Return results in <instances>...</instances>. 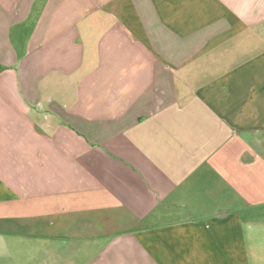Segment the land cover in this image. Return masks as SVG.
Returning a JSON list of instances; mask_svg holds the SVG:
<instances>
[{
    "label": "crops",
    "instance_id": "crops-1",
    "mask_svg": "<svg viewBox=\"0 0 264 264\" xmlns=\"http://www.w3.org/2000/svg\"><path fill=\"white\" fill-rule=\"evenodd\" d=\"M0 233V264H264V0H0Z\"/></svg>",
    "mask_w": 264,
    "mask_h": 264
},
{
    "label": "rangeland",
    "instance_id": "rangeland-1",
    "mask_svg": "<svg viewBox=\"0 0 264 264\" xmlns=\"http://www.w3.org/2000/svg\"><path fill=\"white\" fill-rule=\"evenodd\" d=\"M30 210H31V208H30ZM36 215H37L36 212L33 214L32 211H31L30 218L36 217ZM2 236H3L2 233H0V237H2Z\"/></svg>",
    "mask_w": 264,
    "mask_h": 264
}]
</instances>
